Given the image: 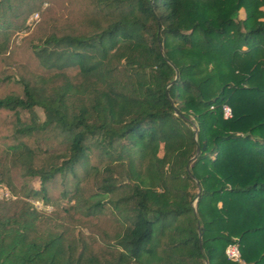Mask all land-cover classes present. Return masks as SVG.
I'll use <instances>...</instances> for the list:
<instances>
[{"label": "trees", "instance_id": "trees-1", "mask_svg": "<svg viewBox=\"0 0 264 264\" xmlns=\"http://www.w3.org/2000/svg\"><path fill=\"white\" fill-rule=\"evenodd\" d=\"M58 1L0 0V38L32 12L49 25L28 41L39 69L0 96L3 154L38 181L16 191L0 170V264H264V0H85L77 27ZM48 134L64 152L37 164L26 141ZM50 186L72 201L62 215Z\"/></svg>", "mask_w": 264, "mask_h": 264}, {"label": "rangeland", "instance_id": "rangeland-1", "mask_svg": "<svg viewBox=\"0 0 264 264\" xmlns=\"http://www.w3.org/2000/svg\"><path fill=\"white\" fill-rule=\"evenodd\" d=\"M86 3L87 2H85V0H59L55 5V8H53L52 12L54 13L56 18H59L57 15H59L61 12L64 13L63 15L66 17V20H57V22L60 23L59 25L63 26L65 25V23H68L71 26L77 27L78 25H80L81 21L76 19L73 15L81 13L80 9L83 8V6L87 8ZM45 5L46 4H43V6ZM262 10L264 11V6L262 7ZM238 12L239 13L237 15L241 18L242 11L239 10ZM39 18L40 15L38 14V12H32L26 17L23 28L13 30L10 29L5 36L0 38V78L5 76L6 74L9 76L6 80H2L0 82V96L4 91L15 90V92H19V87L14 81L16 80L18 73L21 72L22 64L26 65L27 67H31L34 70L39 69L38 66H36L31 60L32 57H30L27 50L28 41L33 40L37 36H41L49 28V25H42L41 27L37 28ZM33 42H35V40ZM9 62H11V65H8ZM12 74L14 75V77H11ZM35 112L39 120H42L43 114L41 110L35 108ZM11 120L12 118L9 117L8 114H0V170L3 173H6V177L9 176L10 182L12 183V186H14L16 191H19L22 188L23 184L25 188L37 189L38 181L35 178L30 180L24 179V177H22L23 171H21V169L14 170L11 166V162L8 159L9 157L3 154V147H6L7 144L11 143ZM26 142H28V144H30L34 148L40 149L39 153L34 158V162L37 164L51 162V160L54 159V156H58L59 154L64 152L65 147L63 139L57 134H48V136L37 135L35 137L28 138ZM108 161L109 160L106 158L98 157L97 153H93L90 158V162L95 167H101L102 165L107 164ZM142 174V177H144V181L146 183L153 184L155 182L152 173L143 170ZM90 180L87 182V185L90 184ZM53 187L54 186H50L49 191L54 198L57 197V201H55L56 204H58L59 208L57 210L60 211V209L70 206L72 204V201L58 198V189ZM6 198L13 199L14 195L11 194L9 187H7L5 184H0V199ZM27 201H29L35 208L43 212H50L53 210V208H55V206L51 207V205L49 204H42L40 201H36L30 198ZM193 203L194 201L192 200L191 205H193ZM106 214V219L101 221V226H103L105 231L110 233L111 228L114 227V223L108 220L109 213L107 211ZM60 215H62L61 211ZM95 230L98 229L95 227ZM77 231H80L83 236L86 237V241L89 244L91 243L93 247L96 246L98 248V240L96 241V243L93 242V238H96V234L91 233V227L89 225L86 226L85 224L80 223L74 228V232ZM97 234L101 235L99 231L97 232ZM236 262L241 263V260L239 259V261Z\"/></svg>", "mask_w": 264, "mask_h": 264}, {"label": "built area", "instance_id": "built-area-1", "mask_svg": "<svg viewBox=\"0 0 264 264\" xmlns=\"http://www.w3.org/2000/svg\"><path fill=\"white\" fill-rule=\"evenodd\" d=\"M222 114L224 118H227L230 116V110L227 106L222 107ZM225 256L232 261H239V251L238 247L235 243H230L225 247L224 250Z\"/></svg>", "mask_w": 264, "mask_h": 264}, {"label": "water", "instance_id": "water-1", "mask_svg": "<svg viewBox=\"0 0 264 264\" xmlns=\"http://www.w3.org/2000/svg\"><path fill=\"white\" fill-rule=\"evenodd\" d=\"M194 137H195V135H194ZM195 151H197V148H196V150ZM186 169V171L188 172V174H189V171H188V168L186 167L185 168ZM189 176H190V174H189ZM196 182V181H195Z\"/></svg>", "mask_w": 264, "mask_h": 264}, {"label": "crops", "instance_id": "crops-1", "mask_svg": "<svg viewBox=\"0 0 264 264\" xmlns=\"http://www.w3.org/2000/svg\"><path fill=\"white\" fill-rule=\"evenodd\" d=\"M240 10L242 11V16H241V18H242V17H244V11H243L242 9H240ZM238 13H239V12H238Z\"/></svg>", "mask_w": 264, "mask_h": 264}]
</instances>
